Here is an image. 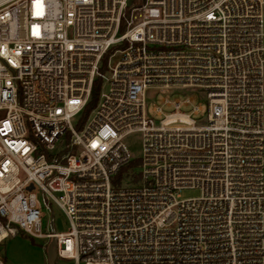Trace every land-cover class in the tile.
Instances as JSON below:
<instances>
[{
  "label": "built area",
  "instance_id": "built-area-1",
  "mask_svg": "<svg viewBox=\"0 0 264 264\" xmlns=\"http://www.w3.org/2000/svg\"><path fill=\"white\" fill-rule=\"evenodd\" d=\"M130 2L0 0V264L20 234L74 264H264V0ZM172 87L203 124L191 97L146 114Z\"/></svg>",
  "mask_w": 264,
  "mask_h": 264
},
{
  "label": "rangeland",
  "instance_id": "rangeland-1",
  "mask_svg": "<svg viewBox=\"0 0 264 264\" xmlns=\"http://www.w3.org/2000/svg\"><path fill=\"white\" fill-rule=\"evenodd\" d=\"M144 0H131V5H138ZM107 76V74H106ZM107 84L102 85L101 91L106 89ZM191 97L192 101L190 105L184 106L181 104L179 111L189 114L191 118L196 121V124L201 125L205 122L207 114L208 99L206 93L202 89L193 87H172L167 90L161 91L159 88H148L145 91V112L149 117H152L155 121H158L164 115L176 111L172 102L174 100H180L182 103L186 98ZM163 99H167L171 103L166 105ZM195 106H200L201 111L197 114H193L192 110ZM154 107H160L162 115L157 116L153 112ZM3 116V112H0V117ZM125 142L133 157H139L141 154V136L139 133L129 134ZM139 179V176H135V180ZM199 195L197 189H184L179 191L180 198H188ZM53 215L55 217L56 231L69 230V224L66 217L60 211V209L53 205ZM45 239L31 238L26 235H18L16 237L6 240L5 247V264H48V256L46 254V248H44ZM55 264H74L72 259L57 257Z\"/></svg>",
  "mask_w": 264,
  "mask_h": 264
},
{
  "label": "trees",
  "instance_id": "trees-1",
  "mask_svg": "<svg viewBox=\"0 0 264 264\" xmlns=\"http://www.w3.org/2000/svg\"><path fill=\"white\" fill-rule=\"evenodd\" d=\"M103 68H104V66H103ZM100 86H101V79L98 78L93 83L92 91H91V100H90V102L88 103V105L86 106V108L84 110L83 117H86V115L88 114L90 109L96 103V100H97L98 95H99ZM138 163H139V159L137 157H135L134 159H132L129 162V164L126 167H124V169L126 170L128 167L136 166V165H138Z\"/></svg>",
  "mask_w": 264,
  "mask_h": 264
},
{
  "label": "water",
  "instance_id": "water-1",
  "mask_svg": "<svg viewBox=\"0 0 264 264\" xmlns=\"http://www.w3.org/2000/svg\"><path fill=\"white\" fill-rule=\"evenodd\" d=\"M52 246H54V242H51L46 249V254L49 258L48 264H55V260L57 258V255H56L54 249H51Z\"/></svg>",
  "mask_w": 264,
  "mask_h": 264
},
{
  "label": "flooded vegetation",
  "instance_id": "flooded-vegetation-1",
  "mask_svg": "<svg viewBox=\"0 0 264 264\" xmlns=\"http://www.w3.org/2000/svg\"><path fill=\"white\" fill-rule=\"evenodd\" d=\"M51 249H54V246H52Z\"/></svg>",
  "mask_w": 264,
  "mask_h": 264
}]
</instances>
